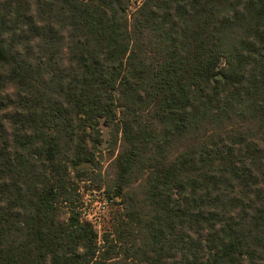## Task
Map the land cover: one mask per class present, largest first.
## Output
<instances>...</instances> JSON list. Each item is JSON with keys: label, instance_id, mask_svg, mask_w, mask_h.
Masks as SVG:
<instances>
[{"label": "trees", "instance_id": "16d2710c", "mask_svg": "<svg viewBox=\"0 0 264 264\" xmlns=\"http://www.w3.org/2000/svg\"><path fill=\"white\" fill-rule=\"evenodd\" d=\"M128 3L0 0V264H264V0Z\"/></svg>", "mask_w": 264, "mask_h": 264}, {"label": "rangeland", "instance_id": "374dc122", "mask_svg": "<svg viewBox=\"0 0 264 264\" xmlns=\"http://www.w3.org/2000/svg\"><path fill=\"white\" fill-rule=\"evenodd\" d=\"M140 2L141 0H129L127 12L135 9ZM112 132L111 125H107L105 122L100 123L101 143L98 147L99 152L97 153L98 163L96 165L89 163L80 164V167L88 168L87 173L82 174L81 177L80 193L81 211L83 215L92 220V223L98 230L100 242L103 239V234L107 233L114 243H118L116 233L113 231V223L117 222V218H121L119 212H121L122 208L105 200V190L112 185L115 179L112 161L120 146V134L117 135L118 141L113 144ZM123 239L121 238V240Z\"/></svg>", "mask_w": 264, "mask_h": 264}]
</instances>
